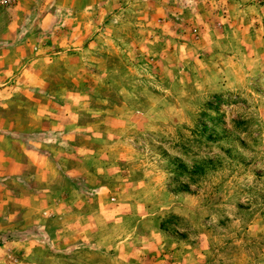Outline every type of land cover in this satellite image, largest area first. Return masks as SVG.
<instances>
[{"label":"rangeland","instance_id":"rangeland-1","mask_svg":"<svg viewBox=\"0 0 264 264\" xmlns=\"http://www.w3.org/2000/svg\"><path fill=\"white\" fill-rule=\"evenodd\" d=\"M0 129V264H264V0H0Z\"/></svg>","mask_w":264,"mask_h":264},{"label":"crops","instance_id":"crops-1","mask_svg":"<svg viewBox=\"0 0 264 264\" xmlns=\"http://www.w3.org/2000/svg\"><path fill=\"white\" fill-rule=\"evenodd\" d=\"M39 119L42 121V125L39 127L38 131H45L47 129L45 121H49L51 118L40 114ZM18 137L21 136L16 134L14 130L0 129V171L9 170V168L12 167L15 171L14 175L17 176L21 175V172L33 170L38 173L52 164L48 156L36 152L35 148L25 153L23 145L17 143L19 142L17 139ZM7 166L8 168L6 169ZM2 175L6 174L0 172V176Z\"/></svg>","mask_w":264,"mask_h":264}]
</instances>
